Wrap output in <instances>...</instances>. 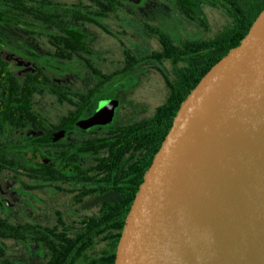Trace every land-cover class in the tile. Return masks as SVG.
Instances as JSON below:
<instances>
[{
    "label": "flooded vegetation",
    "instance_id": "af4514ba",
    "mask_svg": "<svg viewBox=\"0 0 264 264\" xmlns=\"http://www.w3.org/2000/svg\"><path fill=\"white\" fill-rule=\"evenodd\" d=\"M165 1L159 5L168 6ZM171 2L176 14L192 21L179 11L177 0ZM28 3L33 4L32 14L18 13L0 20L1 26H12L32 44L13 51L18 66L0 56V217L14 222L17 242L35 244L40 249L39 262L45 256L43 247L53 241L57 216L74 224L79 216L101 213L110 200L116 206L117 201L122 204L135 197L145 167L155 155L151 148L156 145V133L164 131L163 115L157 112L168 94L167 83H172L175 74L169 61L156 62L150 57L159 42L148 28L159 27L143 15L156 5L155 1ZM103 6L110 8L108 15L102 13ZM71 24L92 25L115 41L114 51H97L99 62H92L85 51L89 38H79ZM70 38L77 47L70 45ZM139 39L157 47L146 48L143 61L129 62L134 57L140 59L142 51L134 41ZM101 52L109 57H99ZM23 61L30 65H23ZM72 66L77 68V81L70 80ZM143 70L162 84L156 104H135L116 91L135 82V76ZM101 86L105 87L104 96L98 94L91 98L96 104H88L87 92ZM101 99L118 100L112 121L88 128L79 126L80 120L95 112ZM10 192L15 194L17 219L6 214ZM68 228L58 224L60 230Z\"/></svg>",
    "mask_w": 264,
    "mask_h": 264
},
{
    "label": "water",
    "instance_id": "95a60500",
    "mask_svg": "<svg viewBox=\"0 0 264 264\" xmlns=\"http://www.w3.org/2000/svg\"><path fill=\"white\" fill-rule=\"evenodd\" d=\"M117 105L99 100L78 125L111 122ZM115 264H264V10L182 102Z\"/></svg>",
    "mask_w": 264,
    "mask_h": 264
},
{
    "label": "trees",
    "instance_id": "16d2710c",
    "mask_svg": "<svg viewBox=\"0 0 264 264\" xmlns=\"http://www.w3.org/2000/svg\"><path fill=\"white\" fill-rule=\"evenodd\" d=\"M30 1L0 0V20L18 13L32 14L33 4L28 3ZM201 5L218 7L223 9L227 15V22L212 36L176 40L169 33L157 27L148 28L150 35H154L159 42V48L150 57L156 62L169 61L175 74L172 83H167L168 94L158 108L157 114L163 115L165 127L162 133H156L153 140L156 145L151 148L152 153L158 151L174 117L190 91L218 60L240 44L254 20L264 10V0H177V7L183 15L207 27L206 20L202 16ZM102 8L105 9L102 11L103 14L110 13L109 7L103 6ZM41 14L46 13L43 10ZM76 43L70 38V45L77 47ZM70 51L72 52V49ZM143 60L142 57L140 59L134 57L127 61L141 62ZM91 89L87 92L86 99L90 101L88 104L95 105L96 102L93 104L91 98L95 99L98 94L104 96L105 87H92ZM152 156L149 160L150 164L153 160ZM148 167L149 165L145 167V170ZM143 179L144 175L141 177V182ZM133 199L132 197L126 199L122 204H118L117 201L116 206L110 200L101 213L79 216L74 224L72 221L65 220L61 215L57 216L59 223H54L53 241L43 247L44 259L35 264H115L116 251ZM58 224L68 225L69 228L60 230ZM16 233L17 228L14 222L0 217V238L16 239ZM47 238L45 234L44 239ZM0 264L19 263L8 258L6 251L0 247Z\"/></svg>",
    "mask_w": 264,
    "mask_h": 264
},
{
    "label": "rangeland",
    "instance_id": "374dc122",
    "mask_svg": "<svg viewBox=\"0 0 264 264\" xmlns=\"http://www.w3.org/2000/svg\"><path fill=\"white\" fill-rule=\"evenodd\" d=\"M155 1L152 8L149 11L144 13V17L157 25L159 28L163 29L169 33L176 40L180 39H201L212 36L218 29L221 28L223 24L227 22V17L223 14L222 9L213 8L207 5L201 6L202 16L206 20V26L198 22L190 21L184 16L178 15L173 10V3L165 1L168 6L159 5L160 1L163 0H152ZM13 17V16H9ZM70 27L80 37L87 36L89 38L88 44H86V52L89 54L86 57L94 63L99 62L97 58V51L104 52L105 50L114 51L116 47L115 41L109 39L104 33L100 32L95 27L91 26H72ZM73 27V28H72ZM134 33V32H133ZM135 44L140 48L139 57H143L147 54L148 50L157 47L153 42H148L145 40H134ZM6 45L2 48V44ZM2 46V47H1ZM32 44L29 38H26L21 34L17 29H14L12 26L0 25V56L13 66H18L20 62L17 60L15 53L13 52L18 47L29 48ZM28 52V50H26ZM101 52V53H102ZM100 53V54H101ZM99 57L107 58V54L98 55ZM120 58V55H117ZM120 59L118 60V62ZM23 65L26 64L28 67L29 62L23 61ZM71 70H74L73 73L70 71V80L77 81V77L74 75L77 72V68L72 66ZM86 81H88V76H86ZM163 87L161 82L154 76L151 72L147 70L140 71L138 75L135 76V82L131 83L129 86H119L116 90L118 94H121L125 100L134 102L135 104L144 105V103L151 105L159 102ZM12 190V189H11ZM11 202L8 203L7 215L12 218L17 219L16 208H15V194L10 192ZM0 247L6 251L8 258L16 262L24 263H36L40 259V249L35 244H30L25 246L20 244L15 239H2L0 238Z\"/></svg>",
    "mask_w": 264,
    "mask_h": 264
}]
</instances>
